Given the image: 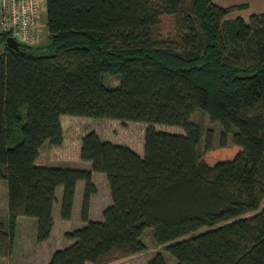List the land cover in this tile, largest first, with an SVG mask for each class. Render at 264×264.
Listing matches in <instances>:
<instances>
[{"label": "trees", "instance_id": "16d2710c", "mask_svg": "<svg viewBox=\"0 0 264 264\" xmlns=\"http://www.w3.org/2000/svg\"><path fill=\"white\" fill-rule=\"evenodd\" d=\"M44 7V43L4 44L0 55V255L12 251L18 216L32 217L35 241L46 240L53 204L69 219L82 181L83 224L63 233L68 244L46 264L130 256L144 250L145 228L173 264H262L264 14L227 19L246 4L212 0H44ZM162 16L173 18L172 37L154 33ZM109 76L116 87L104 85ZM194 111L218 124L215 147L207 135L200 148ZM61 116L143 123L142 153L88 132L78 152L88 169L37 164L45 143H62ZM92 172L104 175L110 198L101 220L88 218ZM144 264L167 263L156 252Z\"/></svg>", "mask_w": 264, "mask_h": 264}, {"label": "rangeland", "instance_id": "374dc122", "mask_svg": "<svg viewBox=\"0 0 264 264\" xmlns=\"http://www.w3.org/2000/svg\"><path fill=\"white\" fill-rule=\"evenodd\" d=\"M43 3H41L42 5ZM43 19V16H42ZM45 23L41 21V36L38 44L44 43L42 31ZM157 37L165 38L173 35V18L171 16H162L160 23L155 29ZM4 49V43L0 41V55ZM103 83L107 87H116L118 79L115 77H105ZM190 122L197 125L202 137L200 139V148H203V143L207 135L212 138L213 146H216L218 133L220 128L218 124L211 122L208 117L199 111H194L190 118ZM147 125L143 123L125 122L120 123L108 119H93L84 117H70L63 116L60 120V127L62 131V143L59 147H50L46 143L39 149L37 156V164L57 167H71V168H89V163L84 162L78 158L79 143L81 137L88 133L94 132L99 139L113 143H125L133 148H137V143L142 137L144 128ZM156 131L166 132L171 134H182L183 132L178 127L170 126H154ZM19 137V132L16 134ZM111 141V142H110ZM230 143V135L228 137V144ZM85 164H84V163ZM93 183L96 187V194L92 197L91 210L89 217L92 220H101V208L110 202L108 188L104 175L95 173ZM96 175H100L97 177ZM82 181H77L74 188V197L72 202V209L68 221H61L55 210L58 205H54L53 215L55 223L50 236L40 242H36L33 230L35 231V221L32 217L18 216L16 218L15 233L13 239V246L10 255L3 257L0 255V264H24V262H32L34 264H45V259L48 253L53 250L61 248L68 244L63 236L65 231L74 229L83 222L79 219V205L82 190ZM57 193L60 194L61 187L56 188ZM58 204V203H57ZM106 206V205H105ZM104 206V207H105ZM0 221H6V186L5 182L0 179ZM21 221V223H20ZM33 225V226H32ZM150 228H145L141 234L140 240L144 244V250L132 254L130 256L114 259L106 264H144L156 252H160L167 264H173V258L164 250L166 244H155L150 235ZM38 243V244H37ZM50 256V255H49Z\"/></svg>", "mask_w": 264, "mask_h": 264}, {"label": "built area", "instance_id": "2783aa9c", "mask_svg": "<svg viewBox=\"0 0 264 264\" xmlns=\"http://www.w3.org/2000/svg\"><path fill=\"white\" fill-rule=\"evenodd\" d=\"M39 0H0V35L35 45L41 39Z\"/></svg>", "mask_w": 264, "mask_h": 264}, {"label": "crops", "instance_id": "0c3cea01", "mask_svg": "<svg viewBox=\"0 0 264 264\" xmlns=\"http://www.w3.org/2000/svg\"><path fill=\"white\" fill-rule=\"evenodd\" d=\"M40 1V4L41 3H43L42 5H41V15L43 16V19H41V21H43L44 22V9H45V7H44V0H39ZM213 1V3L215 4V5H217V6H219V7H223V8H225V7H229V6H232V5H237V4H246V8L244 9V10H241V11H239V12H237V13H234V14H230V15H228L227 16V19H233V18H235V17H239V18H241L243 21H246L247 20V18L250 16V15H253V14H264V0H212ZM45 23V22H44ZM42 35H43V38H44V40H45V37H46V32H45V30H43L42 31ZM42 38V37H41ZM63 118V116H61L60 117V119H59V121L61 120ZM99 137V136H98ZM103 140H105L106 141V139H103ZM111 142V141H110ZM113 144H118V145H124V146H126V147H128L129 149H131L133 152H136L137 154H141L142 153V137L139 139V141H138V143H137V145L136 146H138L137 148H133L132 146H130V145H126L125 143H113ZM39 152V151H38ZM84 162H87V161H84ZM83 162V163H84ZM36 163H37V159H36ZM39 164V163H38ZM85 164V163H84ZM43 165V164H42ZM95 173H97V172H92L91 173V179H92V181H93V178H94V174ZM97 177H99L100 175H96ZM100 178V177H99ZM56 190V189H55ZM61 192V191H60ZM95 195V194H94ZM94 195H92V196H90V201H89V208H88V218L89 219H93V218H90L89 217V214H90V210H91V202H92V197L94 196ZM55 197H56V201H58L59 200V197H60V194L59 193H57V191H55ZM109 204V203H108ZM54 205H58L57 204V202L56 203H54L53 204V207H52V218H53V224H52V228H51V231H50V234H51V232H52V230H53V226H54V223H55V218H54V215H53V210H54ZM105 205H107V203L105 204ZM104 205V206H105ZM103 206V207H104ZM103 208H101V210H102ZM56 211H57V215H58V207L55 209ZM69 219H67V220H63V219H61V221H63V222H65V221H68ZM20 223H21V221H20ZM83 224V223H82ZM81 224V225H82ZM80 224L78 225V226H76V227H79V226H81ZM15 226H16V221H15ZM33 226V225H32ZM35 231L33 230V233H34ZM50 234H49V236H50ZM48 236V237H49ZM41 243V242H40ZM38 244V243H37ZM51 253H48V255H47V258L45 259V264L47 263V259H48V257H49V255H50ZM22 264V263H21ZM24 264H34V263H32V262H24ZM262 264H264V259H263V262H262Z\"/></svg>", "mask_w": 264, "mask_h": 264}, {"label": "water", "instance_id": "95a60500", "mask_svg": "<svg viewBox=\"0 0 264 264\" xmlns=\"http://www.w3.org/2000/svg\"><path fill=\"white\" fill-rule=\"evenodd\" d=\"M4 44L7 48L11 50H16L18 47V43L15 40H13L11 37H6Z\"/></svg>", "mask_w": 264, "mask_h": 264}, {"label": "bare ground", "instance_id": "6f19581e", "mask_svg": "<svg viewBox=\"0 0 264 264\" xmlns=\"http://www.w3.org/2000/svg\"><path fill=\"white\" fill-rule=\"evenodd\" d=\"M41 19H42V15H41V11H40V14H39V24L41 25Z\"/></svg>", "mask_w": 264, "mask_h": 264}]
</instances>
